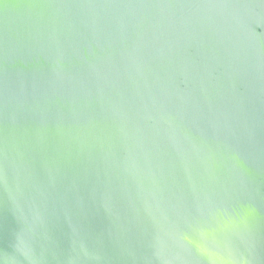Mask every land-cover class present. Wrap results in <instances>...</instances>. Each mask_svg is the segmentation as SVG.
I'll use <instances>...</instances> for the list:
<instances>
[{
	"label": "water",
	"instance_id": "obj_1",
	"mask_svg": "<svg viewBox=\"0 0 264 264\" xmlns=\"http://www.w3.org/2000/svg\"><path fill=\"white\" fill-rule=\"evenodd\" d=\"M0 264H264V0H0Z\"/></svg>",
	"mask_w": 264,
	"mask_h": 264
}]
</instances>
